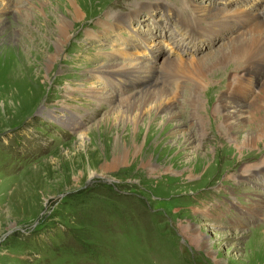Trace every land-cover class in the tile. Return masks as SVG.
<instances>
[{
    "label": "rangeland",
    "instance_id": "obj_1",
    "mask_svg": "<svg viewBox=\"0 0 264 264\" xmlns=\"http://www.w3.org/2000/svg\"><path fill=\"white\" fill-rule=\"evenodd\" d=\"M76 1L75 18L58 7L53 15L50 0H0V21L12 32L0 33V264H264V140L243 147L248 125L235 132L222 126L228 114L247 121L263 114L261 103L250 106L256 80L231 90L237 66L225 46L253 34L255 22L244 31L231 27L214 49L184 56L162 40L170 34L151 12L165 0ZM194 1L196 29L223 25L221 14L239 12L229 0ZM17 7L21 15H37L24 20L31 22L28 32ZM60 15L68 32L56 56ZM145 54L156 72L148 82L137 74L108 75L135 72ZM166 58L175 69L162 70ZM201 59L207 70L198 79ZM257 78L264 80V72ZM153 84L174 103V119L156 133L144 122L128 131L114 118L120 100ZM98 91L107 102L93 97ZM232 102L238 108L230 104L222 114ZM68 116L70 124H63ZM184 134L197 142L175 145ZM129 137L137 146L127 147ZM123 148L125 160L109 170Z\"/></svg>",
    "mask_w": 264,
    "mask_h": 264
},
{
    "label": "bare ground",
    "instance_id": "obj_2",
    "mask_svg": "<svg viewBox=\"0 0 264 264\" xmlns=\"http://www.w3.org/2000/svg\"><path fill=\"white\" fill-rule=\"evenodd\" d=\"M2 1L7 2L8 0H2ZM50 1H52V3L54 4L53 5V11H52L53 15H59V11L60 10L58 11V9H57V13L58 14L55 12L56 8L58 7L59 9L60 8L63 9L64 12L66 10V12H67L66 14L67 15L73 14L75 18L79 17V15H80L79 11L77 10V7H75V5H74L75 2H77L76 0H57V2H56V0H50ZM27 5H29V0H28V4ZM27 5H26V7H28ZM69 5H73L75 8H70ZM134 7L138 8L137 5H135ZM15 11H16L15 15L21 21V24L23 22L27 21V20L28 21L31 20V22L32 21L35 22V17L37 16L36 14H35L36 15L35 17L31 18L29 16L21 15L19 13V8L18 7L15 9ZM47 12H48V10H47ZM197 13H200V12L197 11ZM231 16L232 15H230V14H221L220 15V19L218 20V22H220L223 25H228L229 19H230ZM235 16H242V17L246 16V17H249L251 19L250 21L255 22V26L252 29L253 30L252 32H254L253 34L252 33L250 35L244 34V35H241L239 38H237V37L234 38L233 37V39L230 40L229 44L225 45L226 47L227 46L231 47V49H230L231 58L232 57L234 58L233 59L234 60V65L237 66V68L235 69L237 71V75H235V77H233V80L231 81V83H233V81H234V83H233V85L231 87V90L233 92L234 91H238L240 86L243 85L247 80H250V78L257 81L256 83L258 84V89L259 90H258V94L256 96L255 102L254 103H250L251 110H252V109H255L256 107H258L259 103H261L262 106L264 107V80H259L257 78V75H258L260 70L262 72H264V14H263V16H261L259 12L254 14V13H250V12L249 13L248 12L244 13L242 11H239L238 13L235 14ZM200 19H202V18H195V22L196 23L199 22ZM31 22L28 23V24L25 22L26 26L28 28V29H25L27 32L30 31L29 27H30ZM66 25L67 24H66V21H65V17L60 15V19L58 18V28H57L58 30L56 32L54 31L56 37H55V40H54L53 44H54V48H55V50H54L55 54L54 55H56V56L60 55L61 51H62V46L64 44V39L66 38V34L68 32V30H67L68 28H67ZM192 27H194V26H192ZM10 32H11V30H9L6 22L3 21V20L0 21V33L3 35V34H11L12 32L11 33ZM23 38H24L23 39L24 41H28L25 37H23ZM167 39H168V41H173L174 40L173 37H171V35ZM137 41H140V40H135L134 48H137L136 50H141V47H142L141 43H143V42H140L138 44V43H136ZM219 47H221V46H219ZM12 49H13V47H12ZM122 49H123V47H122ZM124 49H126L125 46H124ZM16 51L21 53L20 52L21 49H19V48ZM47 54H48V56H47L45 62H47L48 64L52 63L55 60L54 55H52L50 53H47ZM150 55L152 56L151 53H150ZM216 56H218V55H216ZM144 58H145L144 62L143 61H140L138 63L135 62L136 63L135 66H137V69L133 73H128V71H125L124 69H118V70L109 71L108 75L109 76L110 75L131 76L133 74H137L139 77H140V75H142L141 76L142 78H140L138 81H144V83L148 82V80H149L148 76H151V78H153V77H155L156 72L153 71L154 68L152 66V63L149 61V55L145 54ZM203 60L202 59L199 60L197 62L198 65L194 67V69L196 70V77L198 79L203 78L202 76H203L205 70H207L206 65H202L203 64ZM223 61H225V60H223ZM173 64H175V66ZM187 66H189V65H187ZM169 68H171L172 70L175 69L176 68V63L174 61H172V60L170 61L168 58H166L164 60L163 64H162V70H166V69H169ZM148 73H151V74L148 75ZM21 75L23 77H25L24 72H22ZM202 81L203 80H200L199 83H201ZM156 85H158V84H153V86H151V87L149 86V88L144 90V92H142V93L139 92L140 95L138 97L128 96V97H125L124 99L120 100V102L118 101L120 108L118 110H116L114 118L117 119V120H120L125 125H129L128 131H131L132 128H135L137 126V123L144 122V124H148L149 125L148 126L149 130H153V132L156 133L157 131L165 130V129H162V130L160 129V124L161 123H164L165 121L168 122L171 119H174V116H173L174 114L172 113V109H173L174 103L171 100L167 99L165 97V95H164L165 98L164 97L162 98V93H163L164 90L162 91ZM207 85H208L207 82L204 83L202 86L199 85V84H194L193 88H192V91L194 93H197L199 90L202 91ZM219 85H221V84H219ZM245 90H247V88L244 89V91H243L244 93H246ZM75 92H76V90H75ZM92 94H93L94 98L100 97L99 100H101L103 102H107L108 101L107 98L103 97V93H100L99 91L96 92V93L92 92ZM134 94H136V93H134ZM170 99H171V97H170ZM188 100L191 101L190 102L191 106H193V104H194L193 99L188 98L186 100V102H188ZM118 102L116 104H118ZM186 104H188V103H186ZM230 104H232V106H235V107L238 108V106L235 103H233V102L229 103V104H223L221 106L222 114L227 111L228 105H230ZM195 105L200 106L201 103L197 102V103L194 104V106ZM112 109H113V106H111L108 111H111ZM130 111H136V113L132 114ZM143 111L145 113L144 115H143ZM236 111H238V109ZM69 115H73V113L72 114L69 113ZM161 115H164L163 117H165V118H163V120H160V123L155 122L154 117L161 116ZM50 117L55 119V121L57 120L56 117L54 118L52 116V114H51ZM70 119H72V118H69V116H68L67 119L63 118V124H68L69 123L68 120H70ZM111 121H113V120L111 119ZM75 123H76V121L72 122V126L73 127L75 126ZM224 124H225V126H224ZM224 124H222V126L228 132H232V131L235 132V131L240 130V126H238V125H241V124L242 125L243 124L244 125L245 124L248 125V128L245 130L248 133L245 135V137L241 141V145L243 147H251L254 144L256 145L257 141L260 142V141L264 140V108H263V114H260V115H258L256 117H252L249 121H247L245 119V116L238 115V112L236 114H234V115H229L228 114V115H226V118L224 119ZM175 127H177V126H175ZM81 135L82 134L80 133V136ZM128 135L129 134H127V136ZM178 140H180V141H177V142L175 141V145H177V146L178 145H182V146L186 145V146H184L186 148L197 142V140L195 142V139L191 137V134H184ZM136 142H137L136 138L133 139V138L129 137V142L127 143L128 146H127L126 143H124L122 145L124 147H126V146L127 147H133V146H137ZM181 142H182V144H181ZM115 146H117V145H115ZM198 149H199V147L195 148V146H194V148H193L194 153H195V150L197 151ZM125 157H126V151H125V148H123L122 153L118 154L117 156L115 155L113 157V159L111 160L110 164L108 165V168H110L109 170H112L114 167H116L119 164H121L125 160ZM262 169H264V168H262ZM254 171H256V170L254 169ZM254 171H252V173Z\"/></svg>",
    "mask_w": 264,
    "mask_h": 264
}]
</instances>
